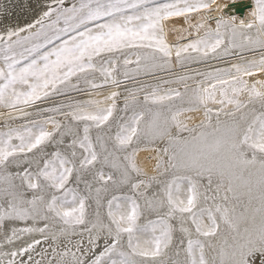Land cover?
Instances as JSON below:
<instances>
[{
  "label": "snow or ice",
  "instance_id": "snow-or-ice-1",
  "mask_svg": "<svg viewBox=\"0 0 264 264\" xmlns=\"http://www.w3.org/2000/svg\"><path fill=\"white\" fill-rule=\"evenodd\" d=\"M215 3L45 0L0 29V264H264V0L239 23ZM118 75L157 82L118 114Z\"/></svg>",
  "mask_w": 264,
  "mask_h": 264
},
{
  "label": "bare ground",
  "instance_id": "bare-ground-1",
  "mask_svg": "<svg viewBox=\"0 0 264 264\" xmlns=\"http://www.w3.org/2000/svg\"><path fill=\"white\" fill-rule=\"evenodd\" d=\"M231 1L232 0H216V3L213 5V10L210 13H207V15L210 17H213V18H218L221 15H223L225 19L234 18L237 23H239L240 20H244L245 22H247L250 19L251 13L253 11L252 7H249V6H251V4L245 5L242 11H238V10H235L233 8ZM44 3H45V0H0V29H2L4 27H16V26H18V25H20L26 21H31L36 15H38L39 12H41V10L44 7ZM192 18H193L194 22L196 21V19H198L196 14H193ZM171 23L175 27L186 26L184 24V21L182 18H175V19H173V22H171ZM212 26L215 27L214 22H213ZM173 35H176V33L175 32H169L168 33V36H173ZM246 56L248 57L247 54H246ZM232 60L233 59H231V61H229V62L224 61L225 62L224 64L233 63ZM209 62L212 63L213 60H211ZM220 62H219L220 64H223L222 61H220ZM173 63H175V60H173ZM197 65H199V64H197ZM208 66H207V68H208ZM217 66H219V65H217ZM205 68H206V66H205ZM174 71H176V70H174ZM182 73L183 72H181L180 74H182ZM161 74H165V73H161ZM121 78H122V75H118V79H121ZM141 78H142V76H141ZM124 82L121 83L119 88L113 89V90L119 91L121 93V96L117 100L118 114H119V109H121L123 107V102H124L123 98L125 95H127V90L129 89V86L124 84ZM190 84H192V82ZM177 87H180V86H177ZM42 105L43 104H41V106ZM31 110L32 109H29V111H31ZM194 117L195 118L192 121V123L195 124V123L199 122V120L201 118V114L195 113ZM4 122H5V119L0 120V127H3ZM8 122L11 124H14V125H18V124L23 123L22 120H10ZM164 143H165V141H161L155 147L163 148L165 146ZM152 155H154V153H152V152H142V153H140V156H139V160L142 164L147 162V167H148L150 172L152 171V165L155 163L154 160L150 159V157ZM165 159H167V157H165ZM47 247H48L47 244H42V245L38 246L37 251H39L40 248H47ZM49 251H51L50 248H49Z\"/></svg>",
  "mask_w": 264,
  "mask_h": 264
},
{
  "label": "rangeland",
  "instance_id": "rangeland-1",
  "mask_svg": "<svg viewBox=\"0 0 264 264\" xmlns=\"http://www.w3.org/2000/svg\"><path fill=\"white\" fill-rule=\"evenodd\" d=\"M68 2L69 3H71V0H68ZM249 7H252V10L254 11L255 10V0H251V6H249ZM42 11V10H41ZM40 13V12H39ZM38 13V14H39ZM37 16V15H36ZM35 16V17H36ZM34 17V18H35ZM33 18V19H34ZM32 19V20H33ZM31 20V21H32ZM31 21H26V22H24V23H22V24H20V25H18V26H24V25H26L27 23H29V22H31ZM173 22V21H172ZM172 24V23H171ZM168 40H169V42L170 43H175L176 42V40H177V35H173V36H168ZM175 38V39H174ZM182 42H186V41H182ZM246 54L248 55V58H251V56H252V54L251 53H248V52H245L244 53V56H246ZM239 55H234V56H230V57H228V59L226 58L225 60H223L222 61V63L223 64H220L221 62L219 61V60H213V62L211 63V62H206V63H201V64H199V65H197V64H194V65H190L189 66V68H199V69H201V70H204V69H206L207 68V66H208V68L209 67H226V66H228L230 63H227V64H224L226 61H231V59H233L232 60V62H238L239 61V59H240V57H238ZM236 57V58H235ZM247 57V56H246ZM211 61V60H210ZM216 61V62H215ZM225 61V62H224ZM220 62V63H219ZM218 63V64H217ZM175 64V63H174ZM212 65V66H211ZM217 65H219V66H217ZM198 66V67H197ZM202 66V67H201ZM205 66H206V68H205ZM189 68H185V69H181L180 68V66L179 65H176L173 69L174 70H176V71H174L173 69H171L170 71H158V72H156L155 73V77L156 78H160V79H174L175 78V75L176 74H180L181 72H184V71H188L189 70ZM180 69V70H179ZM168 72V73H167ZM175 72V73H174ZM161 73H165V74H161ZM158 75V76H157ZM170 75V76H169ZM141 76H142V78H141ZM140 77H138L137 79H135L134 81L132 80V79H129V80H127V81H125L124 82V78H123V76H122V78L120 79L121 81H122V83L124 82V84H126V85H128L129 86V89H131V88H134V87H136L139 83H155V82H157V80H156V78H154L153 76H145V75H141ZM145 77V78H144ZM99 76H97V80L99 81ZM146 79V80H145ZM148 79V80H147ZM132 82H131V81ZM192 81H190L189 82V84L191 83ZM192 84H193V82H192ZM191 85V84H190ZM177 86H180L179 88H180V90L181 91H183V85H172L171 87H177ZM82 87H83V85H82ZM113 90V88L111 87V86H108L107 88H105V89H103L102 91H103V94L104 95H107V94H109V92L110 91H112ZM69 98H72V99H75V100H86V99H89L90 97H89V95L87 94V93H77V92H72V93H69L68 94V96H55V97H52L51 99H49V100H47V101H45L44 103H42L43 105L41 106V104H40V108H46V107H51V106H53L54 104H56V103H60V102H63V101H66L67 99H69ZM142 98V97H141ZM7 109H0V112H4V113H7ZM1 119H7L6 118V115H5V117H0V120ZM24 122V121H23ZM197 123H199V122H197ZM14 125V124H13ZM15 126V125H14ZM183 136H187L188 135V133H183L182 134ZM165 143H167L166 141H165ZM164 143V145H166ZM159 149V148H158Z\"/></svg>",
  "mask_w": 264,
  "mask_h": 264
},
{
  "label": "water",
  "instance_id": "water-1",
  "mask_svg": "<svg viewBox=\"0 0 264 264\" xmlns=\"http://www.w3.org/2000/svg\"><path fill=\"white\" fill-rule=\"evenodd\" d=\"M233 8L238 11H242L245 5H250V0H232Z\"/></svg>",
  "mask_w": 264,
  "mask_h": 264
}]
</instances>
